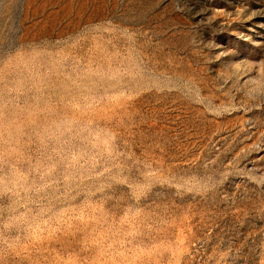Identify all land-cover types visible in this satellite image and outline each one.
<instances>
[{
  "label": "rangeland",
  "instance_id": "1",
  "mask_svg": "<svg viewBox=\"0 0 264 264\" xmlns=\"http://www.w3.org/2000/svg\"><path fill=\"white\" fill-rule=\"evenodd\" d=\"M0 264H264V0H0Z\"/></svg>",
  "mask_w": 264,
  "mask_h": 264
}]
</instances>
